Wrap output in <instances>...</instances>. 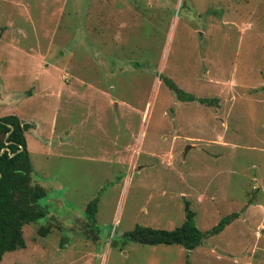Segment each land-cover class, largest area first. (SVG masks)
<instances>
[{"label": "rangeland", "instance_id": "obj_1", "mask_svg": "<svg viewBox=\"0 0 264 264\" xmlns=\"http://www.w3.org/2000/svg\"><path fill=\"white\" fill-rule=\"evenodd\" d=\"M6 114L46 195L0 264H264V0H0Z\"/></svg>", "mask_w": 264, "mask_h": 264}, {"label": "trees", "instance_id": "obj_2", "mask_svg": "<svg viewBox=\"0 0 264 264\" xmlns=\"http://www.w3.org/2000/svg\"><path fill=\"white\" fill-rule=\"evenodd\" d=\"M177 92L180 93V90L177 89ZM188 99L212 103L211 99H197L195 96ZM8 124L13 126L11 131ZM30 126L31 123L22 121L15 114L0 116V151L7 148L0 153V261L6 252L25 246L23 226L45 214L38 205L39 199L46 195L45 188L31 179L32 165L25 137V131ZM96 203L97 199L94 198L87 204L86 211L90 218L94 217ZM194 216L195 212L186 206L183 222L174 229L136 225L126 235L141 244H177L190 250L201 244L204 236L196 226ZM235 216V213L225 215L212 230L218 232L223 229ZM39 230L47 232L46 228Z\"/></svg>", "mask_w": 264, "mask_h": 264}, {"label": "water", "instance_id": "obj_3", "mask_svg": "<svg viewBox=\"0 0 264 264\" xmlns=\"http://www.w3.org/2000/svg\"><path fill=\"white\" fill-rule=\"evenodd\" d=\"M201 34V33H200ZM9 125V127H10V131L13 129V126L12 125H10V124H8ZM7 135H8V133H7ZM7 143H9L8 141H7ZM22 148V146L20 145V149ZM7 150V148H3V149H1V151H0V153H2L4 150ZM11 156L13 155V153H9ZM0 176H1V173H0Z\"/></svg>", "mask_w": 264, "mask_h": 264}]
</instances>
